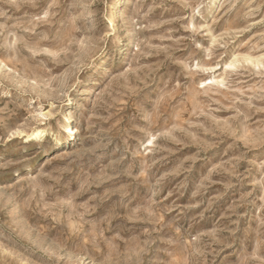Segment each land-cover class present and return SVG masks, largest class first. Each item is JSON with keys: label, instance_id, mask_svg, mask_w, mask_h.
Instances as JSON below:
<instances>
[{"label": "rangeland", "instance_id": "1", "mask_svg": "<svg viewBox=\"0 0 264 264\" xmlns=\"http://www.w3.org/2000/svg\"><path fill=\"white\" fill-rule=\"evenodd\" d=\"M0 264H264V0H0Z\"/></svg>", "mask_w": 264, "mask_h": 264}, {"label": "bare ground", "instance_id": "2", "mask_svg": "<svg viewBox=\"0 0 264 264\" xmlns=\"http://www.w3.org/2000/svg\"><path fill=\"white\" fill-rule=\"evenodd\" d=\"M115 13H116V12H115ZM118 29H119V26H118ZM69 118H70L69 116H65V117H64V123H69V122H70V119H69ZM74 132H76V130L74 129V126H71V125H70V126L68 127V135L65 136V137H63V138L61 139V141L64 140V142H66V141H69V140L73 139L74 136H71V134L74 133ZM41 133H42V131L37 130L35 136H37V135H41ZM59 142H60V141H59Z\"/></svg>", "mask_w": 264, "mask_h": 264}]
</instances>
